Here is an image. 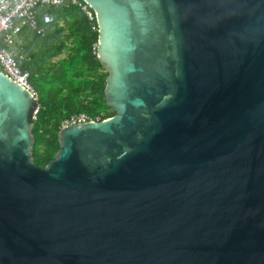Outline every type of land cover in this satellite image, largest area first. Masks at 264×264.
I'll return each instance as SVG.
<instances>
[{
  "label": "water",
  "instance_id": "water-1",
  "mask_svg": "<svg viewBox=\"0 0 264 264\" xmlns=\"http://www.w3.org/2000/svg\"><path fill=\"white\" fill-rule=\"evenodd\" d=\"M81 1L114 115L40 168L0 71V264H264V0Z\"/></svg>",
  "mask_w": 264,
  "mask_h": 264
},
{
  "label": "trees",
  "instance_id": "trees-1",
  "mask_svg": "<svg viewBox=\"0 0 264 264\" xmlns=\"http://www.w3.org/2000/svg\"><path fill=\"white\" fill-rule=\"evenodd\" d=\"M86 9L91 18L72 0L36 7L43 34L23 26L5 45L18 67L28 73L38 94V111L32 121V156L40 168L48 165L59 149L58 132L63 120L80 113L100 120L114 115L106 106L104 95L107 72L96 56L98 32L94 13L87 5ZM44 14L52 17V23L43 25Z\"/></svg>",
  "mask_w": 264,
  "mask_h": 264
},
{
  "label": "built area",
  "instance_id": "built-area-1",
  "mask_svg": "<svg viewBox=\"0 0 264 264\" xmlns=\"http://www.w3.org/2000/svg\"><path fill=\"white\" fill-rule=\"evenodd\" d=\"M67 0H5L0 2V71L7 75L15 83L23 87L38 100V94L29 82V75L22 71L11 51L5 46L10 43L12 38L19 32L23 26H28L32 30H37L39 34H43V29L39 28V21L36 16V7L57 6ZM86 12L91 18L90 13L86 9V4L82 5L78 0H72ZM43 25L52 23L53 19L48 14H44L41 18ZM4 43V47H1ZM38 104H35L30 120L36 119ZM89 120L99 121L98 117L91 119L85 113L73 114L60 124V129L69 125H76L87 122Z\"/></svg>",
  "mask_w": 264,
  "mask_h": 264
},
{
  "label": "crops",
  "instance_id": "crops-1",
  "mask_svg": "<svg viewBox=\"0 0 264 264\" xmlns=\"http://www.w3.org/2000/svg\"><path fill=\"white\" fill-rule=\"evenodd\" d=\"M50 16V15H49ZM42 21V20H41ZM15 58V57H14Z\"/></svg>",
  "mask_w": 264,
  "mask_h": 264
}]
</instances>
